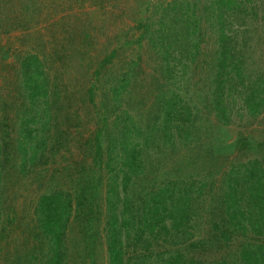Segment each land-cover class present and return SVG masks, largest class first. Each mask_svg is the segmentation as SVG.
I'll list each match as a JSON object with an SVG mask.
<instances>
[{"label":"rangeland","instance_id":"obj_1","mask_svg":"<svg viewBox=\"0 0 264 264\" xmlns=\"http://www.w3.org/2000/svg\"><path fill=\"white\" fill-rule=\"evenodd\" d=\"M175 1L0 0V142L2 151L6 154L1 158L0 176V264H31L34 256H41L42 239L37 231L36 214L40 197L57 190L75 191L76 186H86L88 174L91 170H96L93 152L97 136H100L103 159L106 162L118 154L115 150L116 140L118 141L119 133L130 122L137 125H134V139L137 138L136 141L143 145L141 158L145 160L143 164L146 167L143 176L133 177L127 186V192L135 194L133 200L137 207L146 204L149 198L155 199L154 192L159 187L156 180L164 187L171 183L177 185L178 190L169 193L173 197L161 199L160 205L164 203L169 209H176L185 215L182 214L175 224L169 218L165 225L173 227L170 237L176 239L175 242L182 241L181 249L186 248L190 239L188 236L191 235L190 241L195 245L188 249L195 251L196 257L203 252L200 241L212 239V234L217 231L214 228L216 224L224 225L219 221L218 214L221 211L216 206L226 181L231 180V175L236 173L232 169L233 164L253 157V150H243L240 145L246 140L264 138V106L255 118L245 109L237 111L235 103L242 101L238 93V97H229L226 103L227 111L232 110L228 124L221 121L217 110L201 109L200 115L205 116L208 122L200 121L199 139L194 144H188L184 140L176 141L175 151L160 147L148 148L147 140L145 141L147 136L154 137V144L158 145L163 138L160 128L164 122L161 118L157 119L164 114L159 110L157 96L160 91L156 85L166 86L167 75L164 71L168 66L163 65L165 63L158 56L159 48H152L151 43L143 38L146 34L144 24L160 17L158 15L162 11H157V7L166 8ZM244 7L249 10L247 21L242 26L235 23L233 36L237 40L233 39L230 44L238 48L236 51L244 53L245 63L242 69L244 68L246 81L258 79L264 82V0H245ZM227 15V22H231L238 21L239 19L234 18L240 14L230 11ZM214 18L213 30H216L219 24L215 16ZM211 34L212 40L216 38L211 29L205 35L204 43L210 41ZM212 40L204 47L213 44ZM243 42L246 44L244 50ZM209 48L214 47L203 50V55L198 53V60L192 66L190 62H186L192 67L190 71L196 64L200 68L203 66L205 58L212 55ZM171 52L180 57L179 53ZM28 54L41 58L49 78L48 95L40 104L43 119L46 118V113H51L48 129L42 131L49 138V152L40 154L32 165V152L29 153L26 156L27 171L20 172L25 156L20 149L10 153V150H6L5 142L12 146L21 140L19 119L27 107V100L19 86L20 71ZM107 61L108 64H105ZM169 63L178 72V76L169 81V88L175 86L186 99H192L193 82H187L188 77L182 75V65H178L181 63L177 58ZM101 65L105 68L100 70ZM96 70H100L97 75L101 76L100 82L103 84L93 82ZM122 75H127V88L115 92L118 86L123 85L119 80L123 78ZM14 84L16 87L10 89ZM89 87L92 91L95 89L94 101L91 100L92 91L87 92ZM23 104L25 105L22 106ZM31 126L37 132L42 129L40 122ZM169 131L170 128L165 130L166 135ZM58 139L61 145L57 146ZM54 145L59 153L52 155ZM249 155L251 156L247 159ZM7 158L12 162L7 161ZM186 162L193 163L188 170L193 169L197 174L183 171ZM84 168L88 173H84ZM173 168H177L178 173L172 171ZM101 173L109 175L104 165ZM206 181H211V195L205 193V187L201 189ZM103 190L107 191L105 185ZM187 192H192L190 202L180 199ZM63 193H69L72 204L65 243L69 258L66 264H80L84 259L87 262L82 264H91V258L82 256L87 257L88 254L96 255V264H109L104 222L107 203L100 202L102 207L99 208L87 201L84 205L81 204L85 208H80L78 197L82 193ZM82 209L89 212L88 216L93 214L90 220H82L84 216L80 218ZM176 210L175 216L179 215ZM197 212L200 213L198 216L195 215ZM94 218H97V224ZM85 228L95 230V243L99 247L96 251L90 249L89 236L84 237ZM89 230L86 231L88 234ZM160 243L162 244L161 240ZM243 243V236L237 234L231 238L230 247L239 248ZM160 249L169 252L172 247L165 244L156 251L160 252Z\"/></svg>","mask_w":264,"mask_h":264},{"label":"trees","instance_id":"obj_2","mask_svg":"<svg viewBox=\"0 0 264 264\" xmlns=\"http://www.w3.org/2000/svg\"><path fill=\"white\" fill-rule=\"evenodd\" d=\"M172 4L173 2L166 8L157 7V11H162L158 15L160 17L151 23L149 21V23L144 24L146 34L143 35V38L151 43L152 48H159L158 56L165 63L163 65L168 66L164 71V74L167 75L166 86L156 85L160 91L157 96L159 110L164 114L157 119L160 120L161 118L164 122L160 128V131L163 132V138L159 145L154 144V137L151 136H147L145 141L147 140L148 148L157 149L160 147L163 150L166 148L175 151V146L179 140L194 144L199 139L201 131L199 123L201 120L207 121L205 116L200 115L201 109L217 110L221 121L228 124L232 110L227 111L226 103L229 97H236L238 93H240L238 96L242 101L235 103L237 111L245 109L250 116L255 118L259 114L260 108L264 106V89H261L264 88L262 86L264 82L258 79L246 81L244 68L242 69L245 63L244 53L243 51H236L238 48L234 44H230L233 39L237 40L233 36L235 23L237 26L238 24L242 26L247 21L246 17L249 10L244 7L245 0H207L206 2L203 0H176ZM230 11L236 15L237 13L240 14L234 18L239 19L238 21L227 22L229 19L227 13ZM214 16L219 24V28L216 30H213ZM211 29L212 32H215L216 38L212 40L213 34H211L210 41L212 40L214 43L204 47L210 43V41L204 43L206 42L204 37ZM210 46L214 47L213 49L209 48L210 52L212 50V55L205 58L201 68L197 66L199 64H196L190 71L192 64L198 60V53L203 55V50ZM244 47L246 49V44L243 42L242 49ZM171 51L179 53L180 57L173 55ZM176 58L181 63L178 65H182V75L188 77L187 82H193L192 99H186L175 86L172 89L169 88V81L178 76L176 67L171 68L169 65V62L175 61ZM186 62H190L191 66ZM105 64H108V61ZM134 64L137 65V63ZM102 68L105 67L101 65L99 69ZM100 70H96V77L93 78V82H99V84L101 83V76L97 74L100 73ZM20 73L21 82L19 86L24 91L23 95L26 94L27 100V107L19 119L21 140L13 143L12 146L9 145V142H5V144L7 145L6 150H10V153H15L20 149L25 157L23 158V166L19 171L25 172L28 165L26 156L29 153L32 152L30 157L32 165L35 164L33 162L37 160L40 154L49 152L47 150L49 138L42 131H47L51 113H46V118H42L40 104H42L41 100L48 95L49 78L41 58L38 55L28 54L21 64ZM122 76L123 78L119 80L123 85L118 86V89L114 90L115 92L119 89L124 91L127 88L125 85L128 83L127 75ZM7 85L10 86L9 83ZM241 86L243 87L242 90L240 89ZM15 87L14 84L10 89ZM91 89L89 87L87 92L90 93ZM94 91H92V101L95 97ZM241 104L243 105L241 106ZM40 116L41 118H38ZM39 122L43 129L40 130L41 133L31 128V125ZM134 125L133 122H130L125 130H121L118 141L115 139V150L118 154L106 162L103 159L100 136H97L93 152L96 170H91L88 174L89 182L87 181L86 186H76L75 191L72 189H70L71 191L57 190L40 197L36 214L39 229L37 231L42 239L40 246L42 254L40 257L34 256V262L31 264H66L69 260L65 243L72 214V204L69 193L63 192L82 193L78 197L80 208H85L81 204L84 205L83 203L87 201L99 208L102 207L100 202L107 203L104 222L109 264H264V160H261L264 157V138H254L253 141L246 140L240 145L243 150H253V157L248 159L251 156L249 155L248 160L233 164L232 169H235L236 173L231 175V180L226 181L219 204L216 206V209L221 211L218 214L219 221H222L224 225L220 224V227L216 224L214 228L216 227L215 230L217 231L212 234V239L200 241L203 252L196 257L197 253L188 249L195 245L194 242L190 241L191 235L188 236L190 239L187 242L188 245L191 243V246L185 245L186 248L183 250L181 249L182 241L175 242L176 239L170 237L173 227L165 225L169 218L175 224V221L179 220L182 214L185 215L184 212L175 209L179 213L175 216L174 209H169L164 203L160 205L161 199L168 200L173 197V194L169 195V193L177 189V185L171 183L164 187V185L160 186L156 180L155 182L159 187L154 192L155 199L149 198L146 204L139 205V207L133 200L135 194L131 195L127 192V186L132 178L143 176L144 170H146L143 164L145 160L141 158L143 145L136 141L137 138L134 139L133 131L136 130ZM167 128H170L171 131L166 135L165 130ZM58 145H61L59 139ZM57 146H53L52 155H55L56 152L59 153ZM4 155L6 154L3 153L0 142V176L1 158ZM6 160L11 161L9 158ZM103 165L109 173L108 176L101 173ZM192 166L193 163L186 162L183 171L195 173L193 169L188 170V167ZM174 170L178 173L177 168H173L172 171ZM84 173H88L86 168H84ZM156 173L158 172L156 171ZM120 178L121 181L119 182ZM105 180H107L106 183ZM210 183L211 181H206L201 186L202 190L204 187L205 190L207 189L205 193L208 195L212 193L209 191ZM104 185L107 187L106 192L103 190ZM191 193L187 192L183 195L180 193V199L190 202ZM199 214L198 212L195 213L196 216ZM88 215L89 212L83 211V209L79 213L80 218L84 216L82 220L85 219V221L90 220L93 216V214ZM210 215L213 217L212 214ZM1 222L2 206L0 204V231ZM94 222L98 223L97 218H94ZM177 226H180V223H177ZM88 230L90 234L86 232ZM84 234L86 235H83L85 238L88 236L90 238V249L96 251L99 247L95 243V230L85 228ZM237 234L243 236L244 243L239 248L231 249V238ZM165 244L172 247V250L169 252L165 249H160V252L156 251L157 248H161ZM82 256L91 258V264H96V255ZM38 260L39 262H37ZM81 262L86 263L87 260L84 259Z\"/></svg>","mask_w":264,"mask_h":264}]
</instances>
